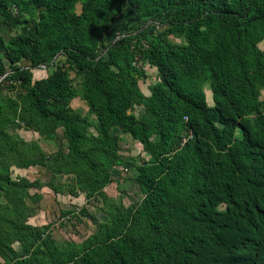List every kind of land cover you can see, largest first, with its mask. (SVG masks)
Masks as SVG:
<instances>
[{"label":"trees","instance_id":"obj_1","mask_svg":"<svg viewBox=\"0 0 264 264\" xmlns=\"http://www.w3.org/2000/svg\"><path fill=\"white\" fill-rule=\"evenodd\" d=\"M31 7L28 33H0V198L12 208L0 211V264H264V0H0V15L17 27ZM126 11L150 23L104 44ZM58 55L66 66L35 76ZM143 64L157 71L149 94L138 85ZM5 81L22 90L2 94ZM78 95L88 114L70 105ZM21 127L47 138L60 129L53 171L107 203L109 220L81 243L24 220L21 191L54 186L12 177V166L47 165L35 143L8 132ZM118 127L149 156L137 174L142 198L125 209L104 192L124 163Z\"/></svg>","mask_w":264,"mask_h":264},{"label":"rangeland","instance_id":"obj_2","mask_svg":"<svg viewBox=\"0 0 264 264\" xmlns=\"http://www.w3.org/2000/svg\"><path fill=\"white\" fill-rule=\"evenodd\" d=\"M76 11H80V4H76ZM36 10L31 7L30 13H22V16L28 19V23L19 25L17 27H9L4 23L3 17L0 15V33L3 35L5 41L19 33H28L27 27L31 25L33 18L36 17ZM150 23L147 18L139 22H132L128 18V12L113 16L110 30L104 35V44H108L117 40L119 35L124 32H135L136 27L145 26ZM130 30V31H129ZM172 42L180 43L181 38H176L172 35L167 37ZM259 47L264 49V40L259 43ZM66 66L64 57L58 56L53 60L49 67H42L36 69L35 76L41 77L50 73L55 64ZM145 77L138 80V85L144 94H149V86L157 80V71L155 67L148 64H143ZM69 75L77 92L81 89V75L76 74L69 68ZM11 81H5L2 86V94L15 96V94L22 90L19 86L10 89ZM206 93V98L209 104L212 103L211 93L208 90V85L203 86ZM261 98H264V90L261 91ZM70 105L79 110L82 114H88V107L85 102L76 96L71 100ZM143 107L136 105L133 113L141 117L143 114ZM91 120L93 116L89 115ZM94 132L92 128L89 132ZM8 132L15 138L24 140L26 143H35L46 155L47 165H34L22 169L17 174L15 173V166L11 167V175L13 178L25 177L30 181H39L42 184L50 183L54 186L51 189L49 186L38 188H27L22 190V194L26 202V210L24 220L38 228L45 229V232L50 234L58 242L66 240L81 243L85 238L91 235L98 224L109 220L106 213L107 203L103 202L101 196L97 193H90L84 186V181H79V177L73 173L61 172L56 174L53 171V166L57 162V152L59 148H65L66 141L62 136L60 129H57L53 138H47L32 129L24 127L16 129H8ZM115 134L120 137V149L118 155L124 161L122 165L113 166L112 182L104 187V192L110 200H112L118 207L125 209L126 207L137 204L142 194L140 192L137 174L144 165V161L149 157L143 151L142 145L133 139L129 133L124 129L118 127L113 130ZM27 153V150H26ZM33 155V152L29 153ZM21 174V175H20ZM108 199V200H109ZM62 208H69L74 210L71 214L63 216ZM0 211L9 213L12 211L11 205L3 198H0ZM23 221V219H21ZM31 238L26 237V242H30ZM12 246L18 251H22L19 242L12 243Z\"/></svg>","mask_w":264,"mask_h":264},{"label":"crops","instance_id":"obj_3","mask_svg":"<svg viewBox=\"0 0 264 264\" xmlns=\"http://www.w3.org/2000/svg\"><path fill=\"white\" fill-rule=\"evenodd\" d=\"M148 157H149V156H148ZM14 169H15L14 171H15L16 174L22 170V169L17 168V167H15ZM20 175H21V174H20ZM16 177H17V176H16Z\"/></svg>","mask_w":264,"mask_h":264},{"label":"built area","instance_id":"obj_4","mask_svg":"<svg viewBox=\"0 0 264 264\" xmlns=\"http://www.w3.org/2000/svg\"><path fill=\"white\" fill-rule=\"evenodd\" d=\"M144 46H146V44L144 43ZM185 140V138H183V141Z\"/></svg>","mask_w":264,"mask_h":264},{"label":"water","instance_id":"obj_5","mask_svg":"<svg viewBox=\"0 0 264 264\" xmlns=\"http://www.w3.org/2000/svg\"><path fill=\"white\" fill-rule=\"evenodd\" d=\"M59 56V55H58ZM2 78V77H1ZM1 78H0V80H1Z\"/></svg>","mask_w":264,"mask_h":264}]
</instances>
